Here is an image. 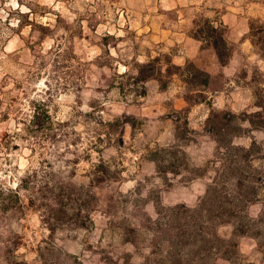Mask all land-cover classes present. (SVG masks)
I'll list each match as a JSON object with an SVG mask.
<instances>
[{
	"label": "rangeland",
	"instance_id": "obj_1",
	"mask_svg": "<svg viewBox=\"0 0 264 264\" xmlns=\"http://www.w3.org/2000/svg\"><path fill=\"white\" fill-rule=\"evenodd\" d=\"M205 20L225 27L231 51L196 89L166 62L195 63L174 57L196 56L183 39ZM263 26L264 0H0V264H171L165 208L197 207L215 177L235 196L229 176L254 186L244 211L257 221L236 235L239 255L213 264H264ZM157 57L162 73L136 82ZM35 107L49 110L56 138L25 131ZM213 110L238 116L222 146L206 129ZM171 146L180 159L160 172L151 152ZM100 161L109 177L97 181ZM29 174L70 187L80 220L51 229L19 188ZM224 218L217 234L231 237L239 219Z\"/></svg>",
	"mask_w": 264,
	"mask_h": 264
},
{
	"label": "trees",
	"instance_id": "obj_2",
	"mask_svg": "<svg viewBox=\"0 0 264 264\" xmlns=\"http://www.w3.org/2000/svg\"><path fill=\"white\" fill-rule=\"evenodd\" d=\"M205 22L206 27L195 33L194 37L201 41H208L209 45L215 50L219 62L224 65L227 63L231 51L230 42L225 36V27L221 29L219 26L212 24L211 21L205 20ZM262 32L263 35L260 38L264 41V26ZM160 60L157 57L152 61L141 64L138 74L134 77L136 82H146L151 78H157L158 74L162 73V68L159 65ZM166 63V70L170 75L179 74L187 84L196 89H204L211 82L212 75L193 62H187L184 66H180L168 59ZM237 117V114L231 111L213 110L207 119L206 129L217 137L219 144L222 146L223 139L221 135L229 131L231 123ZM247 120L254 123L251 118H247ZM50 121L51 116L47 108L44 107L38 110L35 107L30 124L26 125L25 131L32 136H39L42 132H45L54 139L58 134L50 132ZM117 121L122 124L130 123L134 126L136 119L125 117L118 118ZM181 152L176 146L159 147L151 152V159L156 162L160 172H167L170 169L174 171L173 167L180 159L178 154ZM98 166L101 167V172H98L96 180L102 181L109 177L106 174L108 169L102 161L98 163ZM229 177L224 181L235 180L238 192L235 196L233 194L230 196L219 194L217 189L222 180L215 177L208 186L207 194L197 207H190L182 203L165 208L167 211L165 215L170 219L172 225L168 224L173 229V237L167 240V248L169 249L167 253L170 258L166 257L171 264H213L218 256L233 259L239 255L236 237L246 235L250 221H257L256 218L249 216L244 208L256 201L257 196L254 193V186L244 185L240 177ZM245 187H247L246 190L243 189ZM19 188L31 191L33 195L31 196V202L33 204L39 203L37 207L45 215L44 217L51 229H54L59 222H64L73 216H75V220H80L83 209L82 203L79 202L78 197H73L74 191L70 187H66L63 182H57L52 186L49 182L40 185L36 180V174H29L21 180ZM227 204L231 207L227 208ZM70 206H72V210H69ZM225 216L239 219L235 226V232L231 237H222L217 234V226L229 221L225 220ZM262 216H264V211L260 217L261 220L263 219ZM81 225L85 226L86 224L83 222Z\"/></svg>",
	"mask_w": 264,
	"mask_h": 264
},
{
	"label": "crops",
	"instance_id": "obj_3",
	"mask_svg": "<svg viewBox=\"0 0 264 264\" xmlns=\"http://www.w3.org/2000/svg\"><path fill=\"white\" fill-rule=\"evenodd\" d=\"M183 41H185L183 43V45H184L183 49H186V48L197 49L196 56L195 55L194 56L188 55V54H187V57H183V58L175 56L174 61L178 64H183L187 60V58L194 59L195 63L200 68L208 71L212 76H214L216 71L214 69L211 70V68H214L216 65H219V63H217L218 60H217L214 49L211 47H202V44H201L202 42L199 39L192 37V36H189V35H187L185 37V40L183 39ZM205 55L208 57V60H211V64L213 67H211L210 64H208L207 62L203 61L202 58ZM214 64H215V66H214Z\"/></svg>",
	"mask_w": 264,
	"mask_h": 264
}]
</instances>
